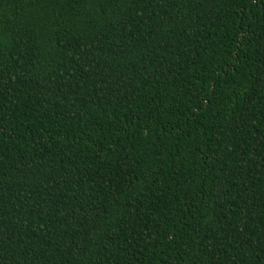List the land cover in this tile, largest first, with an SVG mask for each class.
I'll return each instance as SVG.
<instances>
[{"label":"trees","instance_id":"obj_1","mask_svg":"<svg viewBox=\"0 0 264 264\" xmlns=\"http://www.w3.org/2000/svg\"><path fill=\"white\" fill-rule=\"evenodd\" d=\"M0 264H264V0H0Z\"/></svg>","mask_w":264,"mask_h":264}]
</instances>
